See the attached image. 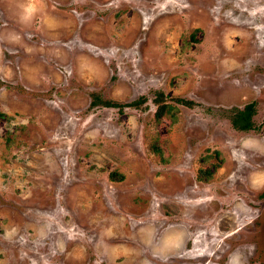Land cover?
Masks as SVG:
<instances>
[{
    "label": "rangeland",
    "instance_id": "rangeland-1",
    "mask_svg": "<svg viewBox=\"0 0 264 264\" xmlns=\"http://www.w3.org/2000/svg\"><path fill=\"white\" fill-rule=\"evenodd\" d=\"M263 123L264 0H0V264H264Z\"/></svg>",
    "mask_w": 264,
    "mask_h": 264
},
{
    "label": "trees",
    "instance_id": "trees-1",
    "mask_svg": "<svg viewBox=\"0 0 264 264\" xmlns=\"http://www.w3.org/2000/svg\"><path fill=\"white\" fill-rule=\"evenodd\" d=\"M97 101L98 100L95 97L94 102H97ZM143 102H144V99L134 101L130 104L112 103L109 100H104V101L101 100V103H103L105 106L117 107L119 108L120 112H122L125 107L140 106L144 104ZM155 102L157 103L156 118L158 120H160V118H162L163 116L170 114L169 112L171 108L173 107L172 105H169L168 103L163 101L161 94L157 95ZM175 102L179 103L180 105L187 106V107H192L194 105L193 101H189V100L181 99V98L175 99ZM255 113H256V104L253 102L245 106L243 110L233 109L231 111L229 118L235 129H238L244 132H250V131L258 132L260 128L255 124V121H254ZM202 173L207 174L208 176H212V172L210 170L201 171V174Z\"/></svg>",
    "mask_w": 264,
    "mask_h": 264
}]
</instances>
